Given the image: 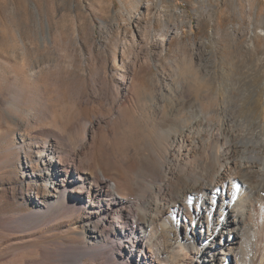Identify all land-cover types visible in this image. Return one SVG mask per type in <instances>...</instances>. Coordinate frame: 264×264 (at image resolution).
I'll return each instance as SVG.
<instances>
[{
	"label": "rangeland",
	"instance_id": "374dc122",
	"mask_svg": "<svg viewBox=\"0 0 264 264\" xmlns=\"http://www.w3.org/2000/svg\"><path fill=\"white\" fill-rule=\"evenodd\" d=\"M263 23L264 0H0V264L115 257L110 248L94 262L81 257V247L98 244L90 226L97 215L69 207L81 182L65 183L66 209L51 212L61 191L52 179L31 180L44 174L41 134L71 132L83 164L105 169L121 187L148 186L142 166L160 162L169 147L171 112L190 103L205 114L217 109L205 74L215 61H236L252 25L258 32ZM244 83L227 113L251 131L252 89ZM141 246L125 247L134 256H116L117 264H144Z\"/></svg>",
	"mask_w": 264,
	"mask_h": 264
},
{
	"label": "bare ground",
	"instance_id": "6f19581e",
	"mask_svg": "<svg viewBox=\"0 0 264 264\" xmlns=\"http://www.w3.org/2000/svg\"><path fill=\"white\" fill-rule=\"evenodd\" d=\"M247 38L246 45L236 51V61H215L205 74L217 109L205 114L201 105L190 103L171 112L175 122L164 131L169 147L160 162L152 158L142 166L151 178L148 186L126 180V187H121L105 169L83 164L71 132L41 134L48 138L45 145H37L46 174L31 180L52 179L58 192L65 183L81 182L71 190L77 196L70 198L69 207L85 216L97 215L90 226L98 244L81 247L82 258L94 262L110 248L115 257L105 258L103 264H117L116 256H134L125 247L143 245L139 257L144 264H257L256 260L264 264V29L256 32L252 25ZM213 49L209 45V51ZM242 82L252 89L255 118L251 131L236 128L227 113ZM80 142V149L88 147L85 137ZM86 171L91 179L84 176ZM88 179L90 188L85 190ZM63 195L61 191L51 212L66 209ZM112 210L118 216L119 230L111 222ZM258 248L263 251L260 256Z\"/></svg>",
	"mask_w": 264,
	"mask_h": 264
}]
</instances>
